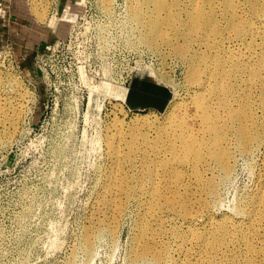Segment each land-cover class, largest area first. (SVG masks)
Returning <instances> with one entry per match:
<instances>
[{
    "label": "rangeland",
    "instance_id": "1",
    "mask_svg": "<svg viewBox=\"0 0 264 264\" xmlns=\"http://www.w3.org/2000/svg\"><path fill=\"white\" fill-rule=\"evenodd\" d=\"M23 1L18 7L14 4L18 13L25 11L40 27H47L51 1L29 0L27 10ZM233 1L163 0L160 29L152 33L141 23L149 24L148 14L158 12L157 6L148 0H121V18H111L115 29L107 33L111 56L97 50L90 63L79 65H74L71 47L49 55L51 45L44 42L65 37L66 23L58 24L60 33L49 28L43 35L16 15L0 18L11 39L0 48V264H158L149 257L134 258L133 250L139 245L138 233L144 232L147 242L160 229L167 233L162 241L169 250L163 264H180L185 256L196 262L187 250L191 244L173 238L171 232L202 229L210 216L246 221V232L254 236L249 250L246 241L232 238L211 257L221 264H264V233L253 234L252 221L244 216L250 198L264 191V80L252 74L254 80L245 82L238 103L250 106L259 138L247 151L229 138L230 175H221L213 163L209 170L202 167L206 178H214L216 195H207L189 181L192 177L184 178L191 218L165 212L146 215L140 226L143 211L136 186L143 166L165 157L164 150L173 143L168 135L194 114L192 103L199 92L191 67L218 55L211 46L232 45L245 60L250 55L259 58L247 67L258 69L264 78V10L262 18H254L247 0ZM64 3L60 0L59 6ZM138 3L135 28L128 14ZM198 9L218 32L204 23L194 27L191 18ZM232 22L244 30L238 33ZM193 58L197 63H191ZM243 76L248 79L249 72ZM143 79L163 91L160 109L125 105V89ZM138 120L146 124L137 125ZM153 169L163 172L160 166ZM121 177L136 187L131 195L108 191L119 189ZM112 201L116 203L110 207ZM202 203H208L207 211L197 215ZM116 207L121 210L114 212ZM86 235L89 251L84 247Z\"/></svg>",
    "mask_w": 264,
    "mask_h": 264
},
{
    "label": "bare ground",
    "instance_id": "2",
    "mask_svg": "<svg viewBox=\"0 0 264 264\" xmlns=\"http://www.w3.org/2000/svg\"><path fill=\"white\" fill-rule=\"evenodd\" d=\"M28 1H23V10H27ZM75 1L76 4L66 3L60 17L48 20V26L43 29L44 35L48 33L49 28L60 33L58 24L62 25L63 23H66L63 28L68 32L71 21L82 7V0ZM148 1L152 2L155 8L157 6L158 12L148 14L149 24H141H143L142 27L144 29L147 28L152 33H158L160 29L159 12L161 13V8L165 5L163 0ZM247 1L251 5V8L249 7L250 15L254 18H262L264 0ZM206 2H209V0H206ZM227 3L231 5L234 1L227 0ZM139 10V3L132 4L131 14H128V18H130L131 24L135 28L138 25L134 19L139 18ZM22 13H25V11H22ZM25 14L29 17L28 13ZM164 16L166 17V15ZM1 17H4V13L0 9ZM172 18L167 16L166 20L172 21ZM27 21L30 23L33 20L27 19ZM191 22L195 28H200L204 23L209 26L211 31H219L218 26L210 18H205L200 9L191 18ZM231 26L238 33L244 30L242 25L234 22H232ZM213 49L218 54L214 59L213 56L206 60L203 58L200 66L191 67V79L192 82H196L195 85L199 93L195 98V102L192 103L194 114L185 118L188 125L185 124V119L175 125L173 132L168 135L169 141L173 143L164 150L165 157L153 165H150V160H147L143 166V172L138 178L136 187L143 211L140 218V226L146 215L154 217L165 212L173 216L181 214L184 219L191 218L192 213L187 205L188 189L187 185L183 184L184 178L186 176L192 177L189 181L196 183L207 195H216L215 180L214 178H206L202 167L204 166L205 170H209L214 167L213 163L221 171V175L224 177L230 175L232 166L230 162L231 153L228 150L229 138L233 137L238 148L244 151L249 150L253 142L259 138L258 133L252 128V124L255 125V116L250 112V106H248L247 102L244 104L238 103V100L244 97L245 89L243 86L245 82L254 80L253 77L264 80L258 69L254 70V67H247L250 64H254L255 60H259V58L250 55L245 60L243 55H238V51L232 45L211 46V51ZM207 60L210 62L206 65L203 61ZM244 60L246 61L245 64ZM191 63H197V59L193 58ZM246 71L249 72L248 79L243 76ZM205 93H208L209 97H205ZM136 124H146V121L138 120ZM115 160L118 163V159L115 158ZM158 166L163 170L162 174L154 172L153 168ZM187 168H189L188 171ZM118 181L120 182L119 189L115 187L109 189V192L115 190L118 193L125 192L131 195L135 191L136 187L129 186L125 178L121 177ZM263 182L264 179L261 186L262 184L264 185ZM115 203L112 201L110 207L114 206ZM207 208L208 203H202L196 214L199 215L206 212ZM120 210L121 208L116 207L114 212H119ZM246 215L252 221L253 234H263V190H257L250 198L246 205L244 216ZM245 226L246 221L232 223L223 217L215 219L210 216L207 221L202 223V229L193 230L189 228L187 232L173 230L171 236L181 240L183 243L188 241L191 244V247L187 250L191 251L190 256L195 255L197 257L196 262L209 257L203 264H221L214 257H211V254L212 251L221 250L229 239L239 238L246 241L245 245L247 250H249L254 236L246 232ZM212 228L213 230L209 232L208 229ZM166 234L165 231L160 229L157 233H153L151 239L146 242L143 240L145 239L143 238L144 232L142 235L138 233L137 241L139 245L137 249L133 250L134 258L149 257L158 264L168 261L169 250L162 241ZM85 243L84 247L89 251L91 249L90 237L87 235L85 236ZM196 262H192L190 257L185 256L180 264H196Z\"/></svg>",
    "mask_w": 264,
    "mask_h": 264
},
{
    "label": "built area",
    "instance_id": "3",
    "mask_svg": "<svg viewBox=\"0 0 264 264\" xmlns=\"http://www.w3.org/2000/svg\"><path fill=\"white\" fill-rule=\"evenodd\" d=\"M48 7L49 18H58L64 11L66 3H74L75 0H65L64 6L60 7V0H50ZM109 3V4H107ZM14 4L18 7L16 0H0V9L4 13V17L8 19L15 16L20 11L14 8ZM82 7L77 12L71 21L68 32L65 37H58L52 42H45L46 45H51L49 55L55 52L62 54L69 47L74 49V65L90 63L92 53L101 50L103 54L111 56L109 45L108 32L113 31L115 26H111V18L117 16L121 18L122 3L121 0H82ZM17 11V12H16ZM2 19V17H1ZM53 30H49V32ZM120 45L119 47H123ZM114 48H112L113 50ZM110 51V52H109ZM79 69L74 71V75H78ZM122 73L118 75L119 79H123Z\"/></svg>",
    "mask_w": 264,
    "mask_h": 264
},
{
    "label": "crops",
    "instance_id": "4",
    "mask_svg": "<svg viewBox=\"0 0 264 264\" xmlns=\"http://www.w3.org/2000/svg\"><path fill=\"white\" fill-rule=\"evenodd\" d=\"M20 1L22 0H16L17 3ZM16 16L25 19L28 23L27 26L33 27L41 33H44L43 29L46 27L42 28L34 21L29 23L27 19H32L27 17L26 14L18 13ZM3 28H5V26L0 25V48L5 47L9 40H11L10 35L7 34L8 32H4ZM161 92L163 91L150 79L134 80L131 86L125 89L123 101L125 105L133 110H140L144 108L157 110L162 107L165 101L164 95H162Z\"/></svg>",
    "mask_w": 264,
    "mask_h": 264
}]
</instances>
